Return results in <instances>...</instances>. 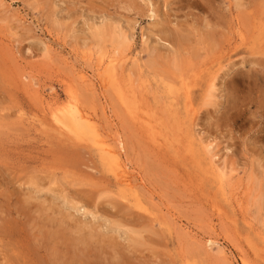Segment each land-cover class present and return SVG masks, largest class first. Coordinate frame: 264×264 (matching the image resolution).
I'll use <instances>...</instances> for the list:
<instances>
[{"label":"rangeland","instance_id":"1","mask_svg":"<svg viewBox=\"0 0 264 264\" xmlns=\"http://www.w3.org/2000/svg\"><path fill=\"white\" fill-rule=\"evenodd\" d=\"M184 1L0 0V264H264V0Z\"/></svg>","mask_w":264,"mask_h":264},{"label":"bare ground","instance_id":"2","mask_svg":"<svg viewBox=\"0 0 264 264\" xmlns=\"http://www.w3.org/2000/svg\"><path fill=\"white\" fill-rule=\"evenodd\" d=\"M186 1V0H185ZM184 1V2H185ZM237 1V3H236V5H237V7L239 8V7H241L242 6V3H240V1L241 0H236ZM171 2V1H170ZM235 2V1H234ZM169 3V2H168ZM173 3H175V2H173ZM182 3V0L180 1V0H176V3L175 4H177V5H175L176 7H178V9L179 8H182V7H185L186 9H187V6H188V4H185V5H183V3ZM187 3H188V1H187ZM196 5H197V3H196V1L194 2ZM191 4V3H190ZM183 5V6H182ZM236 5H235V7H236ZM170 6H171V3H170ZM190 6V5H189ZM195 6V5H194ZM134 8V7H133ZM132 8V9H133ZM154 8V7H153ZM156 8V7H155ZM154 8V9H155ZM196 8V7H195ZM242 8H244L243 6H242ZM141 9V8H140ZM201 9V8H200ZM135 10H136V8H135ZM199 10V9H198ZM200 11V10H199ZM208 11V10H207ZM138 14V13H137ZM140 14V13H139ZM151 14H152V16L153 17H157L158 16V14H157V12L156 11H154V12H151ZM203 15V14H202ZM207 15V14H206ZM211 15V14H210ZM213 16V15H212ZM193 17H195V16H193ZM209 17V16H208ZM158 18V17H157ZM218 18H214V17H211L210 18V20L208 19V21L206 20V21H204V22H206V23H204L205 24V26L206 27H209L210 29H211V31H209L208 32V34L207 35H210L211 37H212V35L215 33V31H216V29H218L219 28V26H221L220 25V23H219V21L217 20ZM161 20H163V21H160V22H156V23H154L153 24V26L156 28V32H157V35H158V37H160V38H162V39H164L165 41H167L168 43H170V45H172V47H174L175 48V46L177 45V44H180V43H185L186 41H189L188 40V36H184L185 34H182L183 33V31L181 30V29H177L176 27V29H171L170 27H169V24H170V21L168 20H166L165 18L163 19H161ZM127 21V20H126ZM198 21H200V20H198ZM221 21V20H220ZM239 21V20H238ZM202 23V22H201ZM222 23V22H221ZM129 24V23H128ZM196 25V24H195ZM224 25H225V22H224ZM223 25V26H224ZM127 26V25H126ZM184 26H185V24H184ZM233 27V26H232ZM222 27H220V29H221ZM92 29V28H91ZM90 29V30H91ZM121 29V28H120ZM129 29V31L130 30H132V28L129 26V27H127V30ZM184 29V28H183ZM189 29V28H188ZM187 28H186V31L188 30ZM191 29V28H190ZM208 29V28H207ZM111 30V29H110ZM119 30V29H118ZM117 29H116V36H113V38H115V40H113V41H117L118 43H124L125 42V40H126V38H128L129 39V37H128V35H127V37H126V35H125V31L123 32L122 30H120V31H118ZM209 30V29H208ZM222 30H224V29H222ZM92 32H91V35H92V38H96L97 40H102V38L103 37H105V35L107 34V33H105V28H96V29H92L91 30ZM114 31H115V29H114ZM181 31V32H180ZM184 31H185V29H184ZM189 31V30H188ZM225 31V30H224ZM107 32H108V30H107ZM111 32H112V30H111ZM191 32V31H190ZM109 33V32H108ZM154 33V32H153ZM189 33V32H188ZM110 34V33H109ZM113 34V33H112ZM215 35V34H214ZM191 36H193V35H191ZM198 36V35H197ZM216 36V35H215ZM112 37V36H111ZM111 37H109L110 39H111ZM95 39V40H96ZM205 41V40H204ZM98 42V41H97ZM127 44V43H126ZM113 46H114V44H113ZM120 48V47H119ZM205 48V47H204ZM210 48V47H209ZM120 50H121V48H120ZM173 50V49H172ZM213 50V49H212ZM116 52V50L114 51V53ZM168 52V51H167ZM171 53V52H170ZM86 54V53H85ZM113 54V53H112ZM158 54V53H157ZM163 54V53H162ZM157 56V55H156ZM108 59V58H107ZM114 59H115V56H114ZM106 61H109V60H106ZM105 61V62H106ZM114 61V60H113ZM110 62V61H109ZM108 62V63H109ZM111 63V62H110ZM115 63V62H114ZM101 64V63H100ZM102 66V65H101ZM107 66V65H106ZM108 67V66H107ZM112 68V67H111ZM104 70V69H103ZM111 72H112V70H111ZM114 73V72H113ZM104 75V74H103ZM101 76V75H100ZM221 76V75H220ZM212 77V76H211ZM103 78V77H102ZM84 80V79H83ZM101 80H103V79H101ZM182 80V79H181ZM250 80V79H249ZM223 81V80H222ZM256 81V80H255ZM214 82V81H213ZM238 82V81H237ZM230 83V82H229ZM232 83V82H231ZM213 84V83H212ZM211 84V85H212ZM105 86V85H104ZM206 87H207V85H206ZM224 87V86H223ZM261 89V88H260ZM257 90V89H256ZM186 92V91H185ZM263 93V92H262ZM261 94V93H260ZM185 95H186V93H185ZM187 96V95H186ZM211 97V96H210ZM217 97V96H216ZM224 97V96H223ZM68 106V105H67ZM73 109V108H72ZM70 114H74V112L72 111V112H70ZM81 115V114H80ZM70 120L72 121V122H74L75 121V119L74 118H71L70 117ZM79 120V119H78ZM80 124H81V126L82 127H84V128H86V129H89V120L88 119H86V118H82V121L80 122ZM59 126V125H58ZM75 128H78L79 126L77 125V124H74L73 125ZM78 126V127H77ZM59 128H60V126H59ZM92 128V127H91ZM89 131V130H88ZM91 131V130H90ZM94 134V133H93ZM208 137V136H207ZM206 137V138H207ZM97 138V137H96ZM207 141H208V139H207ZM98 142H99V140H98ZM97 142V143H98ZM101 142V141H100ZM103 142V141H102ZM106 142V141H105ZM104 142V143H105ZM209 143H210V141H209ZM103 144V143H102ZM208 144V143H207ZM206 144V145H207ZM213 145H214V143H212ZM104 145V144H103ZM205 145V146H206ZM209 145V144H208ZM201 146H202V144H201ZM210 147V146H209ZM217 147V146H216ZM230 147V146H229ZM213 148V147H212ZM105 150V149H104ZM203 151H205V150H203ZM210 151V150H209ZM213 151H214V148H213ZM224 151V150H223ZM106 152H107V150H106ZM206 152V151H205ZM216 152V151H215ZM227 152H228V150H227ZM207 153V152H206ZM213 153V152H212ZM109 154V153H108ZM112 154H114V153H112ZM211 154V153H210ZM104 155H105V153H104ZM111 155V154H110ZM115 156V155H114ZM117 157H118V155H116ZM115 156V157H116ZM227 156V155H226ZM101 157H102V155H101ZM104 157V156H103ZM108 157V156H107ZM107 157H104L105 158V161H106V158ZM212 157H215V158H217L216 157V155L215 154H213L212 155ZM225 157V156H224ZM223 157V158H224ZM104 158H102V159H104ZM226 158V157H225ZM108 159H111V158H108ZM215 160V159H214ZM217 161L218 160H220V158H218V159H216ZM225 160V159H224ZM115 161V160H114ZM114 161H113V163H114ZM106 162H108V160L106 161ZM120 162V161H119ZM112 163V164H113ZM215 163V162H214ZM119 164V163H118ZM213 164V163H212ZM109 165L110 166H112L111 165V161H110V163H109ZM215 165V164H214ZM213 165V166H214ZM218 167L220 168V170H221V172H222V174H224L223 173V171L224 172H226V173H228L227 171H226V167H225V164L223 163V161L221 162H219L218 161ZM216 165V166H217ZM123 167V166H122ZM116 170H117V168H116ZM228 170V169H227ZM219 171V170H218ZM230 171V170H229ZM120 172V171H119ZM220 172V171H219ZM118 173V172H117ZM125 173L126 172H124V171H122V177L124 178V181L126 180V176H125ZM225 173V174H226ZM230 173V172H229ZM126 174H128V173H126ZM224 174V175H225ZM219 175V174H218ZM224 175H221L220 174V176H224ZM51 177V176H50ZM118 178H120V177H118ZM131 178V177H130ZM221 178V177H220ZM2 180V179H1ZM35 181V180H34ZM58 181V180H57ZM2 182V181H1ZM123 182V181H122ZM3 183V182H2ZM32 183H33V181H32ZM60 183V182H59ZM120 183V182H119ZM129 184L130 183H127V185L129 186ZM2 185V184H1ZM22 185V184H21ZM37 186H39V184H36ZM4 186V185H3ZM7 186V185H6ZM33 186H35L34 184H33ZM40 187V186H39ZM106 187H107V185H106ZM130 187L132 188V186H131V184H130ZM0 189H2V188H0ZM46 190V189H45ZM44 190V191H45ZM41 191V190H40ZM76 191V190H75ZM84 191V190H83ZM30 193V192H29ZM28 193V194H29ZM81 193V192H80ZM56 194V193H55ZM93 194V193H92ZM121 194V193H120ZM2 194H0V196H1ZM78 195V194H77ZM29 197V196H28ZM27 197V198H28ZM33 197V196H32ZM32 197H31V199L30 198H28V199H30V200H32ZM89 197V196H88ZM26 198V197H25ZM124 198V197H123ZM7 199V198H6ZM27 200V199H26ZM44 201V200H43ZM19 202V201H18ZM39 202H40V200H39ZM72 202V201H71ZM119 202V201H118ZM25 203H26V201H25ZM53 203V202H52ZM64 203H66V202H64ZM27 204V203H26ZM47 204V203H46ZM54 204V203H53ZM68 204V203H67ZM27 205H29V204H27ZM30 205H33V204H31L30 203ZM43 205V204H42ZM45 205V204H44ZM51 205V204H50ZM98 205V204H97ZM36 206V205H35ZM55 206H56V204H55ZM68 206V205H67ZM75 206V205H74ZM23 207V206H22ZM30 207V206H29ZM40 207V206H39ZM52 207V206H51ZM54 207V206H53ZM76 207V206H75ZM47 208H48V206H47ZM46 208V209H47ZM30 209V208H29ZM35 209V208H34ZM49 210H47L48 212L49 211H51L50 210V207L48 208ZM59 209V208H58ZM58 209H53L52 211L54 212V210L56 211V210H58ZM141 209V208H140ZM24 210V209H23ZM26 210V209H25ZM24 210V211H25ZM38 210V209H37ZM39 210H42V209H39ZM34 211V210H33ZM35 211H36V209H35ZM77 211V210H76ZM104 211V210H103ZM117 211V210H116ZM26 212H28V211H26ZM38 212V211H37ZM41 212V211H40ZM45 212H46V210H45ZM60 212V211H59ZM64 212V211H63ZM61 213V214H60ZM59 214L60 215H62V211L60 212ZM64 213H66V212H64ZM68 213V212H67ZM87 213V212H86ZM30 214V213H29ZM48 214V213H47ZM90 214H91V212H90ZM123 214V213H122ZM28 215V214H27ZM26 215V216H27ZM36 215V214H35ZM41 216V213H39L38 214V216ZM69 215V214H68ZM111 215V214H110ZM109 215V216H110ZM17 216H18V214H17ZM37 216V215H36ZM59 216V215H58ZM63 216V215H62ZM51 217V216H50ZM56 217H57V214H56ZM55 217V219H58V220H61V222L60 223H63V224H65L64 222H66V220L64 221L63 219L64 218H66L67 217V219L69 218V216H66V217H64V218H56ZM124 217V216H123ZM54 218V217H53ZM75 218V217H74ZM41 219V218H40ZM54 219V220H55ZM76 219V218H75ZM74 219V220H75ZM45 220V219H44ZM47 220V219H46ZM57 220V221H58ZM40 221H43V220H40ZM56 221V220H55ZM71 221H72V219H71ZM70 221V222H71ZM68 222V221H67ZM45 223H46V221H45ZM58 223H59V221H58ZM60 223H59V230L56 232V234H58V237L59 238H61L60 240H61V242H62V240H67V242H62L65 246V248H66V253L70 250V252H71V255H73V254H76L77 252H79V251H82V250H79L78 249V246L79 245H83L85 248H86V245L90 242V239H91V241H93L92 239H94V238H96L95 237V233H96V228H93V227H88V225H83L84 226V228H87V230H88V232H85V230L81 227V226H79L78 225V227H77V229L75 230V231H71L70 232V234L71 233H74L75 235H77L76 237L74 236V238H72L73 237V235H72V237H71V235H68V230H67V232H63V230L64 231H66L65 229H67L66 227H68V229H70V228H72V227H75V226H73L72 225V227H70V226H66V227H63L64 225L62 224V225H60ZM81 223V224H80ZM80 223H76V224H80V225H82V222H80ZM27 224V223H26ZM35 224V223H34ZM48 224H49V221H48ZM48 224H45V225H48ZM75 224V225H76ZM113 224V223H112ZM51 225H53V224H51ZM65 225H67V224H65ZM68 225H69V223H68ZM44 226V225H43ZM54 226V225H53ZM114 226V225H113ZM115 226H118L119 228L121 227V226H123V225H120V224H116L115 223ZM126 226V225H125ZM55 227V226H54ZM53 227V231L55 230V228ZM57 227H58V224H57ZM70 227V228H69ZM129 227V226H128ZM8 228V227H7ZM63 228H65V229H63ZM125 228V227H124ZM131 228V227H130ZM52 229V228H51ZM57 229V228H56ZM34 230V229H33ZM38 230V229H37ZM49 230V229H48ZM71 230H74V229H71ZM114 230V229H113ZM126 230V229H125ZM125 230H123V231H125ZM7 231H11L12 232V230H10L9 228H8V230ZM39 231V230H38ZM43 231V230H42ZM42 231H40V232H42ZM100 231V230H99ZM118 231V230H117ZM131 231V230H130ZM81 232V233H80ZM101 232V231H100ZM127 233L129 232V231H126ZM132 232V234L133 233H135L134 231H131ZM26 233V232H25ZM24 233V234H25ZM99 233V232H98ZM15 234V233H14ZM22 235H23V233H21ZM125 234V233H124ZM16 235H20V234H18V233H16ZM29 235V234H28ZM44 235V234H43ZM51 235H54L53 233L51 234ZM97 235H99V234H97ZM114 235V234H113ZM120 235V234H119ZM3 236V235H2ZM5 236H7V235H5ZM13 236V235H12ZM99 236H101V233H100V235ZM99 236H98V238H99ZM115 236V235H114ZM9 237V236H8ZM16 238H17V236H16ZM23 238H25L26 239V236L24 237L23 236ZM22 238V239H23ZM38 238V237H37ZM49 238H51V237H49ZM97 238V239H98ZM105 238V237H104ZM113 238V237H112ZM24 239V240H25ZM39 239V238H38ZM53 239H54V237H53ZM17 240H19V237H18V239ZM111 240V239H110ZM134 240V239H133ZM21 241V240H20ZM26 241H28L27 239H26ZM116 241V240H115ZM24 241H22V242H20V243H23ZM97 242V241H96ZM100 242V241H99ZM104 242V241H103ZM102 242V243H103ZM106 242V241H105ZM111 242V241H110ZM117 242V241H116ZM133 242V241H132ZM26 243V242H25ZM40 243V242H39ZM112 243V242H111ZM24 244V243H23ZM34 244H36V243H34ZM133 244V243H132ZM39 245V244H38ZM54 245V244H53ZM91 245H93V244H91ZM58 246H59V244H58ZM111 246H113V245H111ZM94 247V246H93ZM99 247V246H98ZM47 248V247H46ZM49 248V247H48ZM47 248V249H48ZM62 248V247H61ZM95 248V247H94ZM81 249H83V248H81ZM93 249V248H92ZM30 252H29V251ZM110 250H111V248H110ZM113 250V249H112ZM22 251L23 252H25V254L26 255H28V256H30V254L32 253V252H34V250H33V248L30 246V245H26L25 246V250H23L22 249ZM84 251V250H83ZM86 251V250H85ZM88 251V250H87ZM115 251V250H114ZM113 251V252H114ZM102 252V251H101ZM84 253V252H83ZM86 253V252H85ZM118 253V252H117ZM82 255V254H81ZM117 255V254H116ZM54 256V255H53ZM61 256L62 255H60V258H61ZM66 256V255H65ZM85 256V255H84ZM106 256V255H105ZM119 256V255H118ZM56 257V254H55V256H54V258ZM29 258V257H28ZM33 258V257H32ZM31 258V259H32ZM53 258V259H54ZM57 258L60 260V258L57 256ZM72 261L74 262H71V263H73V264H83V262L79 259V256H78V254L77 255H73L72 257ZM120 258V257H119ZM122 258V257H121ZM34 259V258H33ZM61 259H63V258H61ZM36 260V259H35ZM55 260V263H57L56 261V258L54 259ZM41 261V260H40ZM47 261V260H46ZM64 261V260H63ZM33 262H34V260H33ZM51 262V261H50ZM66 262V261H65ZM64 262V263H65ZM70 262V261H69ZM82 262V263H81ZM127 262V261H126ZM47 263H48V261H47ZM46 264V263H45ZM68 264H70V263H68ZM107 264V263H106Z\"/></svg>","mask_w":264,"mask_h":264}]
</instances>
